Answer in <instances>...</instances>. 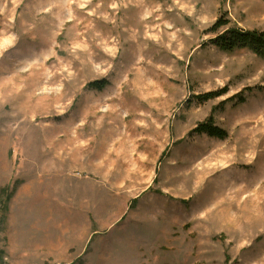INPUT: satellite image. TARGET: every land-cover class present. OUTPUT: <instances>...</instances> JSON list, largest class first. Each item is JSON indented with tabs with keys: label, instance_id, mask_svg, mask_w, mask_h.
<instances>
[{
	"label": "rangeland",
	"instance_id": "rangeland-1",
	"mask_svg": "<svg viewBox=\"0 0 264 264\" xmlns=\"http://www.w3.org/2000/svg\"><path fill=\"white\" fill-rule=\"evenodd\" d=\"M220 20L264 1L0 0V264H264V59Z\"/></svg>",
	"mask_w": 264,
	"mask_h": 264
},
{
	"label": "trees",
	"instance_id": "trees-1",
	"mask_svg": "<svg viewBox=\"0 0 264 264\" xmlns=\"http://www.w3.org/2000/svg\"><path fill=\"white\" fill-rule=\"evenodd\" d=\"M264 1V0H263ZM226 25L225 21H217L211 28L210 33L214 35V38L210 40V43L215 46L218 50L232 53L237 50L247 49L257 57L264 59V30L262 31H244L238 28H226L223 32L218 33L219 29H222ZM109 82L105 79L96 80L88 84V88L91 90H103L108 86ZM260 91L264 92V86L258 88ZM252 91V89H248ZM227 94L226 89H222L215 92H209L201 96H196L198 100L207 101L213 100L219 97H222ZM241 104L245 102V97L243 92L237 93L227 100L223 101L222 104L226 101H234ZM216 111V108L214 109ZM191 133L196 134H206L209 137L217 139H225L227 137V132L218 126L215 125L212 115H210L205 121L197 124ZM15 188H13L14 191ZM2 194L4 190L1 191ZM6 192V191H5ZM4 196V195H3ZM10 195L8 196V198ZM7 198V199H8ZM2 209V208H1ZM2 211L7 213V206L4 205Z\"/></svg>",
	"mask_w": 264,
	"mask_h": 264
}]
</instances>
